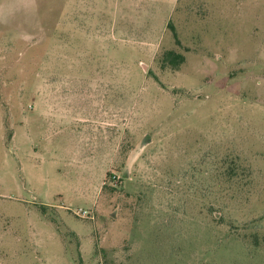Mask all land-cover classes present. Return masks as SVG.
I'll return each mask as SVG.
<instances>
[{"label": "rangeland", "instance_id": "1", "mask_svg": "<svg viewBox=\"0 0 264 264\" xmlns=\"http://www.w3.org/2000/svg\"><path fill=\"white\" fill-rule=\"evenodd\" d=\"M0 264H264V0H0Z\"/></svg>", "mask_w": 264, "mask_h": 264}, {"label": "trees", "instance_id": "2", "mask_svg": "<svg viewBox=\"0 0 264 264\" xmlns=\"http://www.w3.org/2000/svg\"><path fill=\"white\" fill-rule=\"evenodd\" d=\"M168 27L171 28L172 24H169ZM184 62H185L184 55L175 53L174 51H168L164 55V64H167L175 69L179 68Z\"/></svg>", "mask_w": 264, "mask_h": 264}, {"label": "built area", "instance_id": "3", "mask_svg": "<svg viewBox=\"0 0 264 264\" xmlns=\"http://www.w3.org/2000/svg\"><path fill=\"white\" fill-rule=\"evenodd\" d=\"M79 212L80 213H78V214H80L81 216L93 219V215L89 211H87V210H81Z\"/></svg>", "mask_w": 264, "mask_h": 264}]
</instances>
